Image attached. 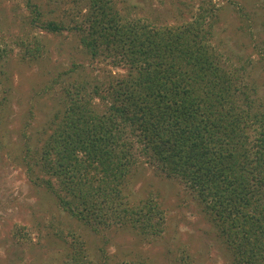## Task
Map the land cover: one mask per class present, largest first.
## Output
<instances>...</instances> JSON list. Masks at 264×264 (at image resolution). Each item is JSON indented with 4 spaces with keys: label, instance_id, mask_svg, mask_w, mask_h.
<instances>
[{
    "label": "trees",
    "instance_id": "trees-1",
    "mask_svg": "<svg viewBox=\"0 0 264 264\" xmlns=\"http://www.w3.org/2000/svg\"><path fill=\"white\" fill-rule=\"evenodd\" d=\"M26 1L31 24L57 34L66 28ZM77 1L87 5L83 48L126 72L103 86L76 81L64 88L63 108L41 147L43 185L63 211L96 232L121 226L158 235L166 219L158 201L131 203L124 191L141 155L194 191L232 264H264V110L244 82V67L211 41L213 8L201 5L190 19L169 24L123 15L120 0ZM5 44L0 84L11 53ZM42 51L36 37L24 43L29 59ZM56 236L68 247L59 264H94L77 234L60 229Z\"/></svg>",
    "mask_w": 264,
    "mask_h": 264
},
{
    "label": "rangeland",
    "instance_id": "rangeland-1",
    "mask_svg": "<svg viewBox=\"0 0 264 264\" xmlns=\"http://www.w3.org/2000/svg\"><path fill=\"white\" fill-rule=\"evenodd\" d=\"M34 1L66 28L47 32L30 23L26 0H0V41L11 49L1 64L0 264H59L68 252L56 236L60 229L85 241L94 264H232L194 191L141 155L124 191L131 203L158 201L166 217L160 234L121 226L96 232L60 208L42 183L39 163L52 119L63 108L64 88L76 81L103 86L126 67L104 54L92 57L83 48L79 33L87 12L84 2ZM204 4L216 13L211 41L224 58L244 67V82L255 90V104L264 110V0H120L117 6L123 15L180 24ZM34 37L43 51L29 59L24 43Z\"/></svg>",
    "mask_w": 264,
    "mask_h": 264
}]
</instances>
